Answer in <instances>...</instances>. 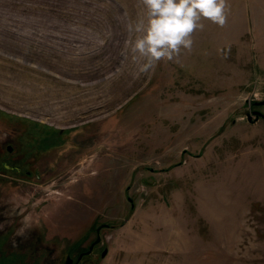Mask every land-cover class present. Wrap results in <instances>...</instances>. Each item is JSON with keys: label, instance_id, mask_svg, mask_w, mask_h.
Wrapping results in <instances>:
<instances>
[{"label": "rangeland", "instance_id": "obj_1", "mask_svg": "<svg viewBox=\"0 0 264 264\" xmlns=\"http://www.w3.org/2000/svg\"><path fill=\"white\" fill-rule=\"evenodd\" d=\"M228 3L139 73L138 0H0V150L25 154L0 199L37 227L20 264L76 259L102 224L79 264H264V0Z\"/></svg>", "mask_w": 264, "mask_h": 264}, {"label": "clouds", "instance_id": "obj_2", "mask_svg": "<svg viewBox=\"0 0 264 264\" xmlns=\"http://www.w3.org/2000/svg\"><path fill=\"white\" fill-rule=\"evenodd\" d=\"M144 15L129 21V39L125 47L133 62L139 63L138 72L147 73L161 61H176L182 50L191 52L193 33L203 31L204 19L223 28L228 21V0H138ZM30 226L25 218L18 231L23 235Z\"/></svg>", "mask_w": 264, "mask_h": 264}, {"label": "flooded vegetation", "instance_id": "obj_3", "mask_svg": "<svg viewBox=\"0 0 264 264\" xmlns=\"http://www.w3.org/2000/svg\"><path fill=\"white\" fill-rule=\"evenodd\" d=\"M5 150H6L5 153L7 155H4V151L0 150V164H1V166L6 168V169L8 168V169H15L16 171H20L21 165H23L20 162H21V160L23 161V158L25 156L24 152L18 151L16 149H14L13 147H11L10 145H6ZM25 171L28 175L30 174V170H28V168ZM6 206L7 205H5L4 199L1 198L0 199V207H1L0 208V264H6V263H3L4 260L9 261V262L15 261L16 263L20 264L19 260L21 258L24 260L25 256H23V254H21V252L16 247L20 243H23L22 241H24V239L30 240L31 239L30 234H31V236L32 235L34 236L35 232L37 231V227H35L34 224H30V226L27 229H25L23 235H18L17 234L18 231L24 226V225H21L19 222L22 219H20V216L19 217H17V216L13 217L12 216L13 218L12 217L9 218L8 213H5V208H3ZM104 226L105 225L102 224L101 228ZM95 245L96 244H94V246ZM91 251H90V253H91ZM90 253H88V254H90ZM88 254H84L83 256L88 255ZM67 256H70L72 258V262H74L76 260L70 254H66V257ZM66 257H65V259H66ZM65 259H64V261H65ZM80 260H79V262H80ZM79 262H78V264H79ZM7 264H10V263H7Z\"/></svg>", "mask_w": 264, "mask_h": 264}, {"label": "water", "instance_id": "obj_4", "mask_svg": "<svg viewBox=\"0 0 264 264\" xmlns=\"http://www.w3.org/2000/svg\"><path fill=\"white\" fill-rule=\"evenodd\" d=\"M259 103H264V99L261 100ZM253 113H255V118L257 116H263V113L259 110H253L252 111ZM247 116H248V120H251L250 118V114L247 113ZM102 225L98 226L96 228V237L95 239L89 244L88 248L84 251H81L78 255H77V258L74 262H72V258L70 256H67L65 261L63 262V264H78L79 260L81 259V257L84 255V254H88L90 253V251L92 250L94 244H96L99 240H100V235H99V230L101 228ZM106 253V248H104L101 252V255L103 256L104 254Z\"/></svg>", "mask_w": 264, "mask_h": 264}]
</instances>
